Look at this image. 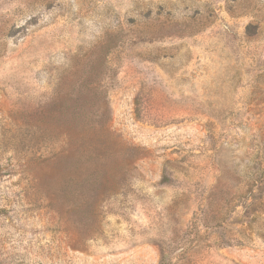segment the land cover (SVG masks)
Instances as JSON below:
<instances>
[{
    "label": "rangeland",
    "instance_id": "rangeland-1",
    "mask_svg": "<svg viewBox=\"0 0 264 264\" xmlns=\"http://www.w3.org/2000/svg\"><path fill=\"white\" fill-rule=\"evenodd\" d=\"M0 264H264V0H0Z\"/></svg>",
    "mask_w": 264,
    "mask_h": 264
},
{
    "label": "trees",
    "instance_id": "trees-1",
    "mask_svg": "<svg viewBox=\"0 0 264 264\" xmlns=\"http://www.w3.org/2000/svg\"><path fill=\"white\" fill-rule=\"evenodd\" d=\"M86 88L80 90L77 95L84 96L85 93L89 90H93L96 96L101 95L98 88L91 89L89 88L90 83L87 82ZM85 101H81L80 98L73 100H67L63 98H55L54 103L50 106L49 115L51 120L57 118L62 125L68 128H80L86 127L88 125L89 113L84 109ZM63 137L67 140L70 139L69 132H65Z\"/></svg>",
    "mask_w": 264,
    "mask_h": 264
}]
</instances>
